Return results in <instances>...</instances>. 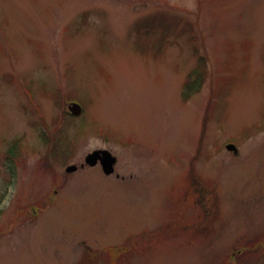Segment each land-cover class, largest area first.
<instances>
[{"label": "rangeland", "instance_id": "obj_1", "mask_svg": "<svg viewBox=\"0 0 264 264\" xmlns=\"http://www.w3.org/2000/svg\"><path fill=\"white\" fill-rule=\"evenodd\" d=\"M0 264H264V0H0Z\"/></svg>", "mask_w": 264, "mask_h": 264}, {"label": "trees", "instance_id": "obj_2", "mask_svg": "<svg viewBox=\"0 0 264 264\" xmlns=\"http://www.w3.org/2000/svg\"><path fill=\"white\" fill-rule=\"evenodd\" d=\"M200 60L202 61L201 63L204 62L203 59H200ZM204 79H205L204 74L202 76L201 72H198L197 70L188 74L187 80L185 81V85H184V91L182 93L183 101H187L194 93H197L199 91V89L201 88V84L203 83ZM66 113H68V112H66ZM44 139L49 140V137L47 135H44ZM53 150H54V148H53ZM66 150H68V148ZM6 159L10 160V161L14 160L13 156L11 154L10 146L8 147V151L6 153ZM47 165L49 166V164H47ZM200 184H203V181L201 179H199L198 177H196V173H195L193 178H192V186L195 190L201 191L202 188L203 189L205 188V184H203L204 187L202 186L201 188H200Z\"/></svg>", "mask_w": 264, "mask_h": 264}, {"label": "water", "instance_id": "obj_3", "mask_svg": "<svg viewBox=\"0 0 264 264\" xmlns=\"http://www.w3.org/2000/svg\"><path fill=\"white\" fill-rule=\"evenodd\" d=\"M69 109L74 114H79L80 111H81L80 105L76 104V103H71L69 105ZM227 147L229 149H234L235 148L234 145H232V144L227 145ZM100 153L103 154V156H101V164L103 166L104 172L107 173V174L113 172L114 171V164H115L116 159L107 150H95V151L89 153L86 156V159H85L86 162H88L90 165L96 164L97 163V159L100 157ZM75 168H76V166L69 165L66 170L67 171H73Z\"/></svg>", "mask_w": 264, "mask_h": 264}, {"label": "flooded vegetation", "instance_id": "obj_4", "mask_svg": "<svg viewBox=\"0 0 264 264\" xmlns=\"http://www.w3.org/2000/svg\"><path fill=\"white\" fill-rule=\"evenodd\" d=\"M234 151H237V150H234ZM96 165H100V163H97ZM96 165H94V166H96ZM82 167H83V165H81ZM89 166V165H88ZM101 166V165H100Z\"/></svg>", "mask_w": 264, "mask_h": 264}]
</instances>
